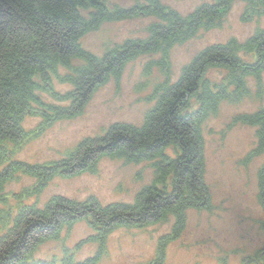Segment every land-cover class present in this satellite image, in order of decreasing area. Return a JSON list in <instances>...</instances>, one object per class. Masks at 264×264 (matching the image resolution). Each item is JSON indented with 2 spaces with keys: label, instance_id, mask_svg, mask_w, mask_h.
I'll return each instance as SVG.
<instances>
[{
  "label": "trees",
  "instance_id": "1",
  "mask_svg": "<svg viewBox=\"0 0 264 264\" xmlns=\"http://www.w3.org/2000/svg\"><path fill=\"white\" fill-rule=\"evenodd\" d=\"M130 1L134 4L129 9L116 6L110 10L105 0H0V206L10 201L4 193L8 184L18 177L33 182L29 188L11 194L17 201L13 208L0 210V264H98L106 253L108 237L115 231L164 224L172 216L173 233L159 240L151 263L163 264L167 246L185 226L186 212L207 210L209 206L202 127L218 114L222 104L238 105L250 99V82L255 84L257 97H262L264 30L258 29L244 43L231 39L206 48L184 66L175 83L169 70L170 53L200 32L221 28L237 3L244 5V21L263 17L264 0H214L186 17L161 0H143L146 4ZM81 12L89 13L88 18ZM138 17L154 19L146 29V38L128 39L101 56L81 47L80 40L104 23ZM143 56L158 57L146 65L144 76L149 77L156 68L164 80L148 98L155 105L142 127L115 124L101 137L80 142L58 162L32 165L15 158L12 146L19 147L28 138L23 128L27 117L44 120L40 137L50 128L47 124L81 116L98 88L111 79L119 82L126 65ZM74 61L80 65L73 66ZM60 67L71 73L59 77ZM214 74L221 81L215 80ZM54 78L59 85L72 88L54 97L61 106L46 105L37 95L38 91L50 92L47 89ZM232 122L256 130L257 147L246 161L264 152V109L238 115ZM104 158L151 164L152 184L138 193L134 204L102 207L96 201L53 198L40 209L23 202L41 194L55 178L95 175ZM258 187L264 212V165L258 173ZM82 220H87L96 233L89 240L98 244L95 257L77 260L63 247L59 260L35 259L40 246L59 240L65 229ZM260 227L264 231V222Z\"/></svg>",
  "mask_w": 264,
  "mask_h": 264
},
{
  "label": "rangeland",
  "instance_id": "2",
  "mask_svg": "<svg viewBox=\"0 0 264 264\" xmlns=\"http://www.w3.org/2000/svg\"><path fill=\"white\" fill-rule=\"evenodd\" d=\"M105 2L110 10L116 6L129 9L134 4L130 0ZM161 2L186 17L201 5L213 3L214 0ZM146 3L140 1V4ZM243 13L244 5L237 3L221 28L200 32L187 43L174 47L169 57L172 83L179 79L184 66L206 48L225 44L231 39L244 43L258 29L264 30V16L244 21ZM81 14L85 18L89 16L87 12ZM153 21V17H138L104 23L97 31L85 35L80 45L87 52L101 56L107 50L121 47L128 39L146 38V29ZM157 59L156 56H143L130 62L119 82L111 79L97 89L81 116L71 121L53 123L40 137L43 119L38 116L26 118L23 128L28 132V138L18 148L12 146L15 158L32 165L49 164L63 160L79 142L87 137H100L115 124L129 123L141 127L155 105L148 98L154 87L164 80V75L156 68H153L149 77L144 76L146 65ZM246 60L249 61V58ZM76 65H80V62L74 61L73 66ZM69 73L71 70L63 67L57 72L59 77ZM217 77L213 75L215 80L221 81ZM58 82L53 79L47 89L50 94L38 92L44 104L55 106L56 103L50 97L72 90ZM262 83L261 98L257 97L255 84L250 82L249 85H253L250 99L238 105L222 104L218 114L203 125L204 180L210 191L209 206L206 211L187 212L185 227L179 237L168 245L163 264H218L222 260L226 264L263 263L257 252L264 251V232L260 227V223L264 222V212L258 202V173L264 165V152L246 161V157L257 147L256 130L240 124L233 125L232 122L238 115L253 114L264 109V74ZM142 85L146 87L142 88ZM123 162L102 159L97 174L55 179L41 194L26 198L23 202L34 204L40 209H44L53 198L78 203L96 201L102 207L114 203H132L136 195L152 182V169L149 164L124 165ZM32 184L28 177H18L8 184L4 193L10 201L7 206H0V210L13 208L17 201L12 199L11 194L19 193ZM16 211H13V216ZM174 223L175 219L170 218L165 224L142 230L114 232L108 239L107 252L99 264H151L156 257L159 239L172 233ZM94 235L87 222L82 220L67 236L64 231L59 241H49L39 247L35 259H60L63 247L76 253L78 260L93 257L97 246L83 247L81 243Z\"/></svg>",
  "mask_w": 264,
  "mask_h": 264
}]
</instances>
